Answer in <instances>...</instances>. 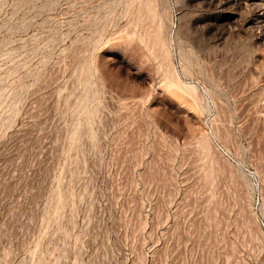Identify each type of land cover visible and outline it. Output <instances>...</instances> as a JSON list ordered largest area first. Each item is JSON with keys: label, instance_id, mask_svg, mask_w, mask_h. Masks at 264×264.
Wrapping results in <instances>:
<instances>
[{"label": "rangeland", "instance_id": "rangeland-1", "mask_svg": "<svg viewBox=\"0 0 264 264\" xmlns=\"http://www.w3.org/2000/svg\"><path fill=\"white\" fill-rule=\"evenodd\" d=\"M0 264H264V0H0Z\"/></svg>", "mask_w": 264, "mask_h": 264}, {"label": "bare ground", "instance_id": "bare-ground-1", "mask_svg": "<svg viewBox=\"0 0 264 264\" xmlns=\"http://www.w3.org/2000/svg\"><path fill=\"white\" fill-rule=\"evenodd\" d=\"M175 82V80H173ZM178 81V80H177Z\"/></svg>", "mask_w": 264, "mask_h": 264}]
</instances>
